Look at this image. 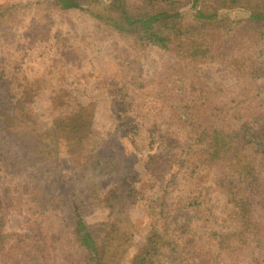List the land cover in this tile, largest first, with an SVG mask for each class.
Returning a JSON list of instances; mask_svg holds the SVG:
<instances>
[{"label":"trees","instance_id":"16d2710c","mask_svg":"<svg viewBox=\"0 0 264 264\" xmlns=\"http://www.w3.org/2000/svg\"><path fill=\"white\" fill-rule=\"evenodd\" d=\"M237 1L45 0L97 25V37H74L94 43L71 48L87 84L13 73L14 53L0 48V264H126L137 244L130 264H264V0H247L240 19ZM20 9L1 5L0 24ZM98 42H122L132 58L99 56ZM153 48L158 77L136 60ZM42 88L47 127L27 109ZM102 89L127 141L118 146L90 124ZM213 200L224 201L218 214ZM15 216L25 224L11 227Z\"/></svg>","mask_w":264,"mask_h":264},{"label":"rangeland","instance_id":"374dc122","mask_svg":"<svg viewBox=\"0 0 264 264\" xmlns=\"http://www.w3.org/2000/svg\"><path fill=\"white\" fill-rule=\"evenodd\" d=\"M246 1L238 0L233 5V9L230 11L233 17L242 18L243 9L241 6ZM212 2L213 0H201L199 8L202 10L211 9ZM14 4L21 6L20 11L22 15L18 16L19 21L0 24V48L3 55L8 57H10L11 53H14L11 57L16 63L13 73L20 70V72L23 71L29 77L40 76L56 82L62 79L75 78L87 84L88 78L79 69L77 55L71 48H76L77 45L85 47L88 43L95 42L90 36H88L86 42L74 39L79 29L82 28L86 29L87 35H94L93 33L97 30V25L94 24V21L81 12L55 11L45 4V0H0V6ZM41 21H47L51 26L42 25ZM57 28L66 34L69 30L72 31V35H68V41H64L63 37H60L58 34L56 38L53 36ZM94 36L97 37L96 35ZM52 44H54V47L63 49V57L52 55L53 52L50 50ZM97 47L98 49L102 48L99 56L104 58L113 60L119 58L121 61H128V59L132 58V54L128 53V45L124 46L122 42H98ZM138 53L140 57L137 56V62L146 61V65L152 69V76L158 77L160 74L154 72V67L150 63L152 64V61L159 57L160 51L153 48L151 50H140ZM172 61L176 62L175 60ZM101 62L104 63L106 61L101 60ZM189 69L193 72L197 67L189 65ZM257 89H260L259 86L254 88V90ZM100 95L102 97L101 101L91 116L90 124L101 134L102 139L110 143L111 147L121 145L127 141L125 140L123 131L119 127L118 120L112 112V99L108 96L109 93L106 89H102ZM50 97V90L42 88L36 93L35 101L27 106L32 118L42 127H47L52 122V103ZM61 167L63 174L68 178L71 169L65 156L61 158ZM223 204V200L218 202L213 200L207 204V211L218 214L223 209ZM208 212L204 211V216L207 217ZM105 215L106 213L98 216L97 219H103ZM135 218L139 229L145 230L148 223L146 214L136 209ZM24 224L25 220L23 217L15 216L10 226L19 228ZM137 250L138 244L135 245L129 257L125 259L126 264H130ZM27 253H34V251L28 250Z\"/></svg>","mask_w":264,"mask_h":264}]
</instances>
